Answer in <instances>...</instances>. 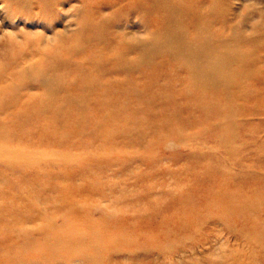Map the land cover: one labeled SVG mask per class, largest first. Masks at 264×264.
<instances>
[{
  "label": "rangeland",
  "instance_id": "rangeland-1",
  "mask_svg": "<svg viewBox=\"0 0 264 264\" xmlns=\"http://www.w3.org/2000/svg\"><path fill=\"white\" fill-rule=\"evenodd\" d=\"M0 264H264V0H0Z\"/></svg>",
  "mask_w": 264,
  "mask_h": 264
},
{
  "label": "bare ground",
  "instance_id": "bare-ground-1",
  "mask_svg": "<svg viewBox=\"0 0 264 264\" xmlns=\"http://www.w3.org/2000/svg\"><path fill=\"white\" fill-rule=\"evenodd\" d=\"M195 14L200 15V13H198V12H196ZM94 36H98V34L94 33ZM207 41L208 40H203V41L199 40V38L197 37V45H196L197 47H196L195 46L196 39L192 38L191 41L189 42V44L191 46L189 48H193L196 51H200V48H198V47H202V46L204 47L205 45L207 46V43H208ZM79 43H81V42H79V40H77L76 44L73 43L72 49H71L70 54L68 56L72 60L73 59L75 60L76 50L79 49L78 47H80ZM122 45H124V44H122ZM122 45L120 46L121 48L119 47V49H117V51L112 53V54H108L105 52L103 55L105 57L99 56L95 60L97 62H95L92 66L87 65V67H90V68L87 69L85 79L90 86L101 87L98 90V93L108 92L106 90V88L108 87V85H110V82L108 80L109 77L107 75L111 71V68H109V67L113 63L115 64V67H116L115 70H124L125 67H127L129 69H133L136 67L141 68L143 66L142 56L140 58L136 57L133 60H126V58L124 59V51L123 50L125 49V47H122ZM57 48L60 49V47H57ZM59 49L57 51H55L56 54H54L52 52V55L51 54L50 55L48 54V56L43 55L44 58L41 59L42 61L40 60L36 64L33 63V64H29L27 66H25V65L21 66V69L19 70L20 74H23L29 78L33 77L32 78L33 80H39L42 83L47 82L50 79V76H49L50 73L49 72L52 71L51 69L54 67L53 64L57 65L56 62H58V59H59L58 58ZM31 50H32V48H31ZM39 51L42 52V49L41 50L39 49ZM88 57L90 59H92L91 56H88ZM88 57H86L85 59L89 60ZM101 57H102V59H101ZM46 61H48V62H46ZM145 61L150 63V61L147 58H145ZM83 62L86 64L89 63V61H87V60H83ZM58 64H59V62H58ZM91 68H93L95 70L94 74L90 73ZM204 68L206 69V66ZM51 76H53V75H51ZM217 76H219V74H217L213 69H208L207 71H205V74H204L205 78L202 79L201 81L199 79H201V77H203V76L198 77L196 74H192L191 79L194 82L193 86L196 89V91L193 90V93L197 94L196 96H202L203 94L207 95L209 92L212 93V90L208 89L207 84L210 83L211 81L216 82V80L219 79V77L217 78ZM73 81L79 83V81H77L75 79Z\"/></svg>",
  "mask_w": 264,
  "mask_h": 264
}]
</instances>
